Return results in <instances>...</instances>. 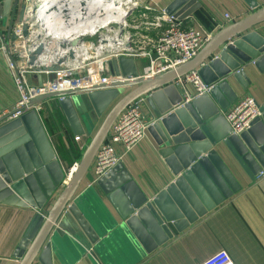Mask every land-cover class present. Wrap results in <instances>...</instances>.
<instances>
[{"label":"water","instance_id":"1","mask_svg":"<svg viewBox=\"0 0 264 264\" xmlns=\"http://www.w3.org/2000/svg\"><path fill=\"white\" fill-rule=\"evenodd\" d=\"M26 1L29 3L31 0ZM243 1L254 12L220 29L192 60L162 75L138 77L133 59L121 57L110 61L108 69L111 76L121 73L127 77L122 82L46 93L29 101V106H34L49 99L59 100L58 105L73 134L89 136L104 116L72 173L66 175L55 160L35 111L0 127V204L38 212L54 198L45 214L36 213L33 217L19 246V264H32L35 260L39 264H53L54 261L63 264V259L74 253L75 248H80L84 254L92 248L98 255L104 243L116 236L137 241L129 252L126 250L127 255H135L136 249L141 257L156 253L157 248L178 239L173 237L167 224L183 220L181 215L169 213L171 208L163 202L167 192L175 198L185 219L172 224L177 232L181 224L188 222L191 225L202 217L199 203L209 211L228 196L221 181L227 179L231 183L232 179L215 149L223 145L244 169L247 168L248 176L253 179L264 170V122L261 118L255 119L247 131L235 136L230 134V128L221 115L236 98L228 82L232 80L244 90L249 83L244 68L252 66L264 72V40L251 32L264 24V7L258 8L254 0ZM17 3L15 0L14 10ZM8 5L10 0L6 1L5 8ZM197 6L194 0H174L164 13L183 21L196 11ZM23 15L21 8L19 23ZM28 28L23 23L21 36L24 39L29 36ZM10 34L11 30L8 36L14 40V35ZM76 43L72 41L69 44L72 47ZM5 46L7 48L6 43ZM43 51L44 47L38 45L28 54L27 61V66L38 77L39 87L42 86V74L48 73L50 77L47 79L52 83L53 74L63 63V59H59L56 65H35ZM68 57L73 58L70 49ZM191 72H197L205 85L213 87L207 94L186 103L184 88L188 85L175 86L174 81ZM126 88L132 90L120 96L119 91ZM139 98H145L155 116V122L147 132L162 146L159 155L177 179L165 192L149 201L122 166L116 165L107 175L96 180L95 185L103 195L111 199H115L114 196L121 198L115 202L120 207L122 221L94 230L78 208L80 185L118 115ZM262 112L264 109H261V116ZM68 175L69 179L64 184ZM175 189L185 195L186 202L175 194ZM187 201L194 212L187 206ZM67 215L74 221V225L69 224V229L64 226Z\"/></svg>","mask_w":264,"mask_h":264},{"label":"crops","instance_id":"2","mask_svg":"<svg viewBox=\"0 0 264 264\" xmlns=\"http://www.w3.org/2000/svg\"><path fill=\"white\" fill-rule=\"evenodd\" d=\"M6 1L0 4V114L10 111L19 98L12 73L7 66V52L3 44L12 40L8 33L18 27L16 23L18 22L21 4L17 3L14 10L15 0H10V5L5 8ZM146 1V5L152 10L149 15L152 19V15L164 11L174 0ZM194 1L198 8L183 21L187 25L190 24L192 27L207 33L209 38L223 27L232 25L254 12L243 0ZM254 1L258 3V8L264 7V0ZM225 15L228 16V19L224 17ZM251 32L264 40V24L253 28ZM150 35L155 36V32H151ZM9 44L11 46V43ZM132 59L137 75L143 76L147 62L139 58ZM244 72L249 81L244 90L234 81L228 82L236 98L221 112L223 118L226 111L244 96L252 97L259 107L264 109V72H259L252 66L244 68ZM35 75L33 72L25 75L27 83L32 87L39 86L38 77ZM53 75L56 79L57 74ZM41 77L43 85L50 84L49 79H47L50 77L49 74L43 73ZM184 89L186 91L184 94L185 101L188 103L194 99L193 89L190 85ZM131 90L132 88L122 89L120 94L123 96ZM58 101L57 99H49L42 102L37 115L53 150L55 160L66 174L67 172L71 173L72 168L78 163L104 116L92 128L89 136L73 134ZM142 106L145 117L154 119L153 111L146 101ZM260 118L264 122V112ZM12 121L1 122L0 127ZM224 123L227 124L226 121ZM157 138L159 139V137ZM219 148L215 150L232 179L231 183L227 179L226 181L221 179L228 195L221 204L214 205L213 209L205 211V206L199 203L201 207L199 210L204 212H202V217H198L191 225L188 222L185 225L181 224L179 226L180 231L177 232V229H174L176 227H173L172 224L185 220L182 216V210L171 193L167 192L163 199L165 205L171 208L169 213L171 215L179 214L183 219L174 220L175 222L167 224L170 226L169 229L173 237H178L177 240L164 244L162 248H157L158 252L156 253L144 255L141 248L142 257L140 251L138 252L135 248V255L130 253L131 257L127 255L126 250L129 252L131 246H136L137 241L134 238L127 240L128 238L126 239L125 236H116L104 243L103 248H100V254L95 255L92 248L85 251L84 254L80 252L82 251L80 248L74 247L75 252L63 259L62 263L104 264V260H106L105 264L107 262L109 264H202L217 253L224 252L233 264H264V178L257 179L255 177L253 179V177H249L246 167L244 169L223 145ZM161 149L162 146H159L155 138L146 131L145 137L118 163L140 193L149 201L165 192L177 179L166 164L165 159L160 157ZM116 150L119 153L122 152L119 147ZM60 190L61 188L57 190L58 193ZM79 194H81V198H77L79 199L78 208L94 230L95 228L99 229L100 226L110 227L111 223L117 225L122 221L120 207L115 202L121 198L114 196L115 199H111L108 195H103L95 185L91 169L80 185L77 195ZM175 194H178L186 202L185 195L180 190L175 189ZM53 200L49 201L38 212L29 208L0 204V264H19V246L33 217L36 213L41 216L45 214ZM209 203H211L210 200ZM187 206L193 211L189 202ZM69 224L74 225L70 216L67 217L64 226L69 229ZM112 231L114 230L112 229ZM149 239L155 243L153 239ZM32 264L39 263L35 260ZM53 264H57L56 261Z\"/></svg>","mask_w":264,"mask_h":264},{"label":"built area","instance_id":"3","mask_svg":"<svg viewBox=\"0 0 264 264\" xmlns=\"http://www.w3.org/2000/svg\"><path fill=\"white\" fill-rule=\"evenodd\" d=\"M6 0H0V4ZM21 4V8L24 12L22 22L18 24V27L14 29V37H16L21 46L19 50V67L17 68L11 62L10 55L6 54V62L9 70L12 73L14 83L16 85L19 98L15 103L14 107L3 114H0V123L4 121H12L20 118L29 111H39V106H29V101L39 95L51 93L52 91L70 90L81 87H89L91 85H101L107 82L109 76L107 62L118 58H139L147 61V67L144 75L147 71L152 72V76L165 73L172 70L182 64H185L192 60L198 52L202 49L205 43L208 41L209 36L206 37L199 29L192 27L190 24L179 21L173 16H168L164 11H160L152 15V19L148 21L151 8H145V12L138 14L140 21L136 25H132L131 28L140 34L141 43L144 46L140 47L138 51H133L131 44H127L126 49L121 50L118 53H111L109 57L104 58L100 65L94 67H86L83 71L72 72L69 75L64 74L61 78L56 75V79L47 86L31 87L26 81V74L34 73L31 67L27 66V56L23 51L24 38L21 36V27L25 23V19L29 20L28 32L29 36H33L31 31L33 15L35 14V8L41 3V0H31L32 4H29L26 0H17ZM29 7V8H28ZM130 11V10H129ZM129 16L134 17L135 14L131 12ZM136 17V16H135ZM228 19V16L225 15ZM114 23V22H113ZM112 24V23H111ZM118 27V33L121 32L122 23H115ZM110 25V23L108 24ZM111 32V31H110ZM147 32V33H145ZM155 32V36H151L150 33ZM108 33V32H106ZM99 35L97 47L89 42L88 40L92 37ZM116 41L118 44H122L120 36L115 34ZM32 40L29 41L31 44H35L34 36L30 37ZM99 31L90 29L89 33L86 34L85 40L92 47L93 51L99 49H107L102 43L105 41L101 39ZM130 38V36L128 37ZM127 41V40H126ZM126 41H124L126 43ZM131 42V40H130ZM5 45V43L3 44ZM115 45V44H114ZM117 45H115L116 47ZM25 47V48H24ZM3 49V47H2ZM4 50V49H3ZM33 50H26V52H32ZM133 55V57H130ZM110 59V60H109ZM30 69V70H28ZM30 71V72H27ZM85 71L84 77L80 73ZM48 74V73H45ZM57 74V73H55ZM97 76H99L97 78ZM115 77V76H114ZM117 78V77H115ZM64 84L66 88L61 89L60 85L57 84L58 80ZM95 83H90L91 80ZM99 82H96V81ZM176 86H187L190 85L193 89V97L196 98L203 94H207L213 86L205 85L197 75V72H191L183 77L177 78L174 81ZM57 88H59L57 90ZM62 100V99H60ZM144 98H139L129 104L117 117L114 124L112 125L108 137L102 143L98 149L94 160L91 164V174L94 182L105 175H107L121 160V155L131 151L138 143L145 137L147 129L152 126L155 122L154 119H148L145 117L142 111V105H144ZM261 108L250 96H244L236 101L232 107L226 111L224 120L230 128V134L239 136L240 134L247 131L252 122L260 118ZM122 149L119 154L116 148ZM257 179L264 178V170H261L257 174ZM202 264H233L229 256L224 252H219Z\"/></svg>","mask_w":264,"mask_h":264},{"label":"bare ground","instance_id":"4","mask_svg":"<svg viewBox=\"0 0 264 264\" xmlns=\"http://www.w3.org/2000/svg\"><path fill=\"white\" fill-rule=\"evenodd\" d=\"M142 0H41V3L36 6L35 14L33 15L31 31L34 36L35 44L29 41L32 39L28 36L24 39L23 50L28 59L26 50H34L38 45L44 47V51L37 58L35 65L40 67H47L56 65L59 59H63V63L59 66L65 67L66 72L62 73L69 75L72 72L76 73L83 71L86 67H94L100 65L104 58L109 57L111 53H118L126 49V43L118 44L115 36L107 38L102 44L107 46V49H99L93 51L88 42L85 41L86 34L90 29H94L102 33L108 27L109 23H123L122 17L126 11H134L136 5ZM32 4V1H29ZM29 8V7H28ZM28 12L27 8L26 11ZM27 27L30 26L29 20H24ZM23 25V24H22ZM108 30V29H107ZM112 31V30H111ZM117 32V31H115ZM37 36H39V39ZM102 37V36H101ZM76 41L75 46H70V42ZM117 45L115 47V45ZM72 50L73 58L68 57V51ZM88 54H95L91 63L83 62ZM133 57V55H130ZM110 60V59H109ZM60 68V67H59ZM59 70V69H58ZM57 70V71H58ZM62 70V69H61ZM166 73V72H165ZM61 74V73H60ZM59 74V76H60ZM161 73L159 75H162ZM60 76V78L62 77ZM157 76V75H154ZM99 76H97L98 78ZM146 78L153 77L152 72L147 71ZM124 79L110 76L107 82L101 85L122 82ZM57 82L61 89L66 88L61 82ZM96 82H99L98 80ZM90 83H95L93 79ZM59 88H57L58 90ZM62 91H66L65 89ZM59 92V91H55ZM53 93V91L51 92ZM45 94V93H44ZM75 166L72 168L73 172ZM68 181V178H66ZM64 181V183H65ZM67 183V182H66Z\"/></svg>","mask_w":264,"mask_h":264},{"label":"rangeland","instance_id":"5","mask_svg":"<svg viewBox=\"0 0 264 264\" xmlns=\"http://www.w3.org/2000/svg\"><path fill=\"white\" fill-rule=\"evenodd\" d=\"M147 4V1L146 0H142L140 3H138L137 5H136V7H135V9H134V11H132L134 14H135V16L134 17H132V16H129V14L131 13V11H126V13H125V15L122 17V20H123V23H122V29H121V32H119L118 33V27H117V24H115V23H110V25H108V27H106L105 28V30H102V33H101V36H102V40L104 39V40H107V38H111L112 36H115V34H118V38H119V36H120V38H121V40H123V41H126V45L129 43V44H131V48H132V50L133 51H138L139 50V48L140 47H142V46H144V44H142L141 43V39H140V34H137V31L136 30H134L133 28H131V26L133 25H136V24H138V22L140 21V18L138 17V14H140V13H143V12H145L146 10H145V8H147L148 7V5H146ZM20 9H21V7H20ZM225 17V16H224ZM150 17H148V21H150ZM18 24H20L19 22H17L16 23V25H18ZM108 29V30H107ZM112 30V31H111ZM14 29L11 31V34H13L14 32ZM111 31V32H110ZM115 31H117V32H115ZM28 32H30V31H28ZM106 32H108V33H106ZM145 33H147V32H145ZM206 37H208V34L207 33H203ZM130 36V38H128ZM30 37H33V36H30ZM100 36L99 35H97V36H95V37H92L91 39H89L88 41L89 42H91L92 44H94L96 47H97V45H98V38H99ZM105 37H107V38H105ZM10 40V39H9ZM40 40V39H39ZM85 40H87V39H85ZM130 40H131V42H130ZM209 40V39H208ZM9 43H11V46H10V44ZM6 45H7V48H6V46L5 45H3L4 46V49H5V51L10 55V58H11V62H12V64L14 65V66H16L17 68L19 67V58H18V53H19V50H21V46H20V42H19V40L15 37V39L14 40H10L9 42L7 41L6 42ZM140 46V47H139ZM126 47H128V46H126ZM94 55L95 54H93V55H91V54H88V56H87V60H86V58H84L83 59V62L82 63H84V62H86V64L87 63H91V61H93L92 59H93V57H94ZM119 59V58H118ZM113 60H115V59H112V60H110V61H113ZM110 61H108L107 62V67H108V63L110 62ZM146 61V60H145ZM94 62V61H93ZM147 62V61H146ZM30 67V66H29ZM62 69V70H61ZM145 69H146V67H145ZM28 70H30V69H28ZM67 70L65 69V67H61L60 66V68H59V70L56 72L57 73V75L59 76V74H60V76H62L63 74L62 73H64V72H66ZM27 72H30V71H27ZM108 73H109V69H108ZM81 75H82V77H84V76H86L85 75V71L84 72H82V73H80ZM59 76V77H60ZM109 76H110V73H109ZM138 77H143V76H140V75H137ZM115 77H119V78H122V79H126L127 77H125V76H123L121 73L118 75V76H116L115 75ZM54 79H55V77H54ZM27 81V80H26ZM58 81H60V80H58ZM48 85V84H47ZM47 85H43V83H42V86H47ZM32 87V86H31ZM36 87H39V86H35L34 88H36ZM121 91H122V89L119 91L120 93H121ZM125 95V94H124ZM120 96H122L121 94H120ZM119 96V97H120ZM35 106H39L40 107V104H37V105H35ZM33 111V110H32ZM122 150V149H121ZM130 152V151H129ZM119 153V152H118ZM119 154H121V152L119 153ZM127 153H125V154H123V156L124 155H126ZM123 156L121 155V159L123 158ZM121 161V160H120ZM68 174V172L66 173V175ZM67 178V177H66Z\"/></svg>","mask_w":264,"mask_h":264}]
</instances>
